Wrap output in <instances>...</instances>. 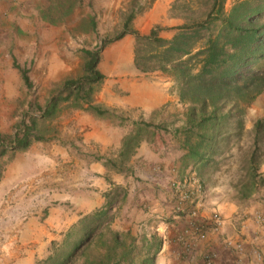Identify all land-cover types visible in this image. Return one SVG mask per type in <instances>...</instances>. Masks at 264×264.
I'll return each mask as SVG.
<instances>
[{
    "label": "crops",
    "instance_id": "0c3cea01",
    "mask_svg": "<svg viewBox=\"0 0 264 264\" xmlns=\"http://www.w3.org/2000/svg\"><path fill=\"white\" fill-rule=\"evenodd\" d=\"M171 2L155 0L152 3L147 10V23L151 21L148 33L155 28L153 23L161 22L156 12L167 13ZM232 2L225 0V9ZM167 22L170 30L161 31L159 36L170 40L178 32L175 26L183 21L166 19L163 26ZM135 29L140 30L136 25ZM124 74L113 70L112 79L105 78L94 96L93 103L114 110L113 118L75 112L67 123L73 122L74 130L79 131L77 134L63 136L65 132L58 140L42 142V152L30 160L31 171L23 182L5 184L7 177L0 180V186L24 185L31 195L34 188H40L35 199L37 205L33 196H29L22 213L13 215L12 223L2 231L5 240L0 245V264H34L36 259L45 257L51 242L59 240L82 215L103 206L108 193V199L112 195L118 197L110 211L114 228L154 232L159 229L161 246L155 264H203L202 257L207 251L215 252L212 264H264V227L252 220L255 212L264 216V200L260 197L242 209L237 202L208 195L199 218L209 219L217 211L224 219L222 227L218 232L208 228L189 252H184L176 243V235L185 228L188 216L174 215L168 183L171 177L181 176L193 167L185 159V151L180 148L174 131L184 123L186 105L179 101L176 91L169 90L173 86L169 75L157 71L156 76L149 78L135 70L127 80L129 73ZM135 84L144 85L147 92L130 87ZM133 89L138 91L135 94L140 99L133 101L130 92ZM263 96H258L248 108L247 128L264 115ZM179 106L183 109L181 121L158 125L149 138L143 135L137 139L133 152L124 156L123 141L135 134L141 121L149 122L167 109L177 110ZM78 137L81 149L76 145ZM124 157L127 159L121 163ZM156 167H160V172ZM238 237L244 245V254L239 258L223 246L225 238Z\"/></svg>",
    "mask_w": 264,
    "mask_h": 264
},
{
    "label": "rangeland",
    "instance_id": "374dc122",
    "mask_svg": "<svg viewBox=\"0 0 264 264\" xmlns=\"http://www.w3.org/2000/svg\"><path fill=\"white\" fill-rule=\"evenodd\" d=\"M154 1L0 0V143L5 137L13 135L21 121L28 118V114L39 112L34 104L43 105L52 92L58 89L63 79L76 78L83 74V49H97L103 39L115 38L131 15L129 27L136 30V25L140 28L137 31L141 35H147L151 24V21L147 23V10ZM212 2L213 0H172L167 13L163 14L160 10L156 12V16L162 19L161 22L153 23V27H158L159 36L161 31L170 30L168 22L163 26L166 19L181 20L182 24L200 21L205 18ZM92 22L95 23L94 29ZM127 35L130 38H126ZM127 35L108 43L102 50L97 67L104 74V79L99 86L104 84L105 78L112 79L113 70L124 72V75L129 73L125 78L127 80L135 70L145 73L144 77L149 78L156 76L154 73L157 71L169 75L160 69L164 47L146 39L136 40L132 34ZM13 59L28 71L32 83L30 88L22 84L19 70L13 67ZM139 69L147 71L141 72ZM132 86L147 92L144 85H130ZM169 90L177 93L174 85ZM130 92L133 101L141 98L135 94L137 90ZM231 94L224 106V111L229 110L231 116L221 126V140L207 162L195 164L192 168L203 180L208 195L222 196L237 202L245 209L252 199L260 197L264 200V142L260 143L257 154L259 175L252 185L248 175V159L253 150V125L246 127L247 110L258 96L264 95V91L249 103L237 99L233 92ZM235 102L236 106L243 108L241 127L237 124L239 117L235 115ZM78 111L84 112L82 109L63 105L55 118L40 120L37 130L45 136L51 135L54 140H58L61 133L67 132L63 136H72L71 133L74 132L77 134L79 131L77 128L74 130L73 122L67 121ZM182 112L181 106L177 110L167 109L149 122L167 126L171 121H181ZM155 127H145L148 138L152 135L151 132H155ZM41 143L42 141L33 142L27 150L16 152L11 160L8 154L0 158V165L4 169L2 178L7 177L3 183H21L25 180L27 173L31 171L30 160L36 159V155L42 152ZM76 143L81 149L79 137ZM27 190L30 189L24 185L0 186V245L5 240L2 231L12 223L13 215L20 214L21 209L26 207L29 196H33L34 204L37 205L35 199H38L40 188H34L32 195ZM117 200L116 195L114 205ZM131 232L140 236L144 232L156 234L154 231H142L138 228Z\"/></svg>",
    "mask_w": 264,
    "mask_h": 264
},
{
    "label": "trees",
    "instance_id": "16d2710c",
    "mask_svg": "<svg viewBox=\"0 0 264 264\" xmlns=\"http://www.w3.org/2000/svg\"><path fill=\"white\" fill-rule=\"evenodd\" d=\"M131 20L132 15L115 38L103 39L97 49L82 50L83 74L63 79L43 105L34 104L39 112L28 114L13 135L3 139L0 158L8 154L11 160L16 152L27 150L33 142L54 140L51 135L38 132V122L55 118L63 105L113 118V109L93 103L104 79L97 65L108 43L132 34L136 40L146 39L164 47L160 69L172 77L179 101L186 105L184 123L174 129L179 146L185 151V159L193 165L209 160L221 140V126L231 116L229 110L224 111L231 93L249 103L264 91V0H233L228 9H225V0H213L204 19L181 24L177 27L180 33L170 40L158 36V27L141 35L129 27ZM91 26L94 29L95 23ZM13 67L19 70L22 84L30 88L28 71L15 59ZM233 106L241 127L243 108L236 106V102ZM139 124L135 134L123 141L124 156L133 152L137 139L143 135L147 137L145 127L153 129L156 126L147 121ZM261 142H264V115L253 123V150L248 159L252 185L259 175L257 154ZM3 171L0 165V180ZM108 195L103 206L82 215L59 240L51 242L48 254L34 264H154L161 240L152 232L140 236L130 229H115L110 211L116 195L109 196L110 199Z\"/></svg>",
    "mask_w": 264,
    "mask_h": 264
},
{
    "label": "built area",
    "instance_id": "2783aa9c",
    "mask_svg": "<svg viewBox=\"0 0 264 264\" xmlns=\"http://www.w3.org/2000/svg\"><path fill=\"white\" fill-rule=\"evenodd\" d=\"M160 172V167H156ZM169 188L173 198V208L175 216H188L185 228L176 235V243L182 247L184 252H189L196 240L203 238L208 228L218 232L224 223L222 215L214 211L209 219L199 218V211L204 206L208 193L203 180L193 170L188 169L181 176L171 177ZM255 224L264 227V216L255 212L252 216ZM245 224L241 225L244 228ZM240 228V229H241ZM156 234L159 229H155ZM164 234V230L161 231ZM223 246L232 251L239 258L244 254L243 241L238 238H225ZM215 258L214 251H207L203 254V264H212Z\"/></svg>",
    "mask_w": 264,
    "mask_h": 264
}]
</instances>
